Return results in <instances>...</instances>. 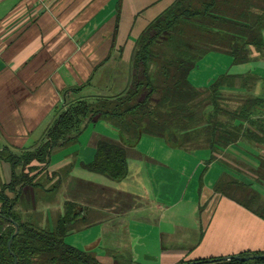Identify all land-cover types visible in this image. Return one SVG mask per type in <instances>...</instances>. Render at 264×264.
<instances>
[{"label":"crops","instance_id":"crops-1","mask_svg":"<svg viewBox=\"0 0 264 264\" xmlns=\"http://www.w3.org/2000/svg\"><path fill=\"white\" fill-rule=\"evenodd\" d=\"M175 1L0 0V191L12 177L8 152L37 144L66 103L126 90L136 40ZM261 38L264 45V28ZM251 57L234 65L229 55L208 53L188 80L202 90L221 75H253L254 94L264 96V51L252 49ZM98 139L120 143L117 130L99 120L52 152L47 172L62 177L56 194L23 189L21 207L38 210L42 226H52L64 201L79 205L91 225L69 233L67 245L99 264H181L264 251V221L215 192L225 178L259 189L264 145L241 137L222 151L185 150L143 135L126 149L125 178L112 181L84 168Z\"/></svg>","mask_w":264,"mask_h":264},{"label":"trees","instance_id":"trees-1","mask_svg":"<svg viewBox=\"0 0 264 264\" xmlns=\"http://www.w3.org/2000/svg\"><path fill=\"white\" fill-rule=\"evenodd\" d=\"M263 28L264 0H176L151 22L135 42L129 85L120 96L66 103L37 144L18 153L8 152L12 177L0 191V264H13L6 245L14 228L6 219L18 225L10 246L17 264H99L88 251L64 242L69 233L91 225L80 216L79 205L64 201L62 214L51 227L40 224L38 210L21 207L25 188L46 194L58 192L61 174L47 172L52 152L75 143L96 121L110 123L120 143L98 139L94 159L84 168L112 181L125 178L126 149L143 135L162 138L185 150L222 151L241 137L264 145V96L254 94L257 80L253 75H221L202 90L188 80L197 63L211 52L229 55L234 65L248 63L252 49L259 54L264 51ZM230 89L237 90L231 97L235 100L233 109L230 100L223 97ZM257 169L255 183L264 191V160ZM259 191L227 178L215 187L216 193L264 221V198ZM261 254L264 251L240 256ZM185 263L264 264V258L246 262L209 258Z\"/></svg>","mask_w":264,"mask_h":264},{"label":"water","instance_id":"water-1","mask_svg":"<svg viewBox=\"0 0 264 264\" xmlns=\"http://www.w3.org/2000/svg\"><path fill=\"white\" fill-rule=\"evenodd\" d=\"M6 220H7V222L11 223L12 226H13V228H14V232L10 236V238H9L6 246H7V250L9 251V253L11 254V256L13 258V264H17V261H16L14 255L12 254V252L10 250V246H11V243L13 241V238L18 233V225H17V223L13 222L11 219H6ZM259 258L263 259L264 258V254H261V255H247V256L235 255V256H229V257L223 258V260H231V259H234V260L246 262V261H249V260L259 259ZM185 264H195V263H185Z\"/></svg>","mask_w":264,"mask_h":264},{"label":"rangeland","instance_id":"rangeland-1","mask_svg":"<svg viewBox=\"0 0 264 264\" xmlns=\"http://www.w3.org/2000/svg\"><path fill=\"white\" fill-rule=\"evenodd\" d=\"M202 70H204V71H207V67H203V69ZM203 71V72H204ZM234 97V95H230L229 93H227V92H224L223 93V97H225V99L226 100H231V101H235L233 98H231V97ZM230 106H234V102L233 103H231L230 104ZM185 163H186V160H185ZM187 163H188V160H187ZM255 186H257V187H259L258 185H255ZM261 187H259V189H260ZM259 189H257L258 191H259ZM261 194H262V197H261V199H263L264 198V191H262L261 189H260V191H259Z\"/></svg>","mask_w":264,"mask_h":264}]
</instances>
